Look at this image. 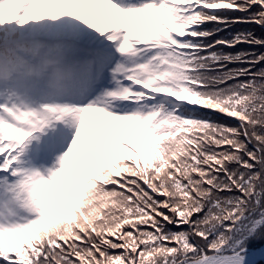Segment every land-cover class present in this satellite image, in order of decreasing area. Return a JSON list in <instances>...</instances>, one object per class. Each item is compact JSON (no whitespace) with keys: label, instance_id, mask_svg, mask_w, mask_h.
I'll use <instances>...</instances> for the list:
<instances>
[{"label":"snow or ice","instance_id":"6c2138e0","mask_svg":"<svg viewBox=\"0 0 264 264\" xmlns=\"http://www.w3.org/2000/svg\"><path fill=\"white\" fill-rule=\"evenodd\" d=\"M0 264H264V0H0Z\"/></svg>","mask_w":264,"mask_h":264}]
</instances>
